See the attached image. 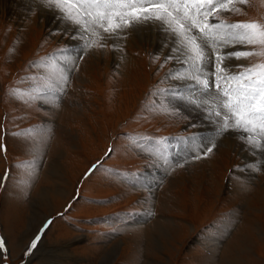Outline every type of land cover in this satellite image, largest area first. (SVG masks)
I'll return each instance as SVG.
<instances>
[{"label": "rangeland", "instance_id": "rangeland-1", "mask_svg": "<svg viewBox=\"0 0 264 264\" xmlns=\"http://www.w3.org/2000/svg\"><path fill=\"white\" fill-rule=\"evenodd\" d=\"M38 3L0 0V264H264V154L190 104L164 110L182 70L164 63L165 34L84 51ZM245 7L233 22L264 23V0ZM50 58L76 60L59 100L9 96L58 79L32 66Z\"/></svg>", "mask_w": 264, "mask_h": 264}, {"label": "snow or ice", "instance_id": "snow-or-ice-1", "mask_svg": "<svg viewBox=\"0 0 264 264\" xmlns=\"http://www.w3.org/2000/svg\"><path fill=\"white\" fill-rule=\"evenodd\" d=\"M39 3L56 12L57 18L72 28V38L83 42L84 51L107 48L110 39L113 47H117L116 41L137 27L152 26L163 32L165 46L169 47L164 63L172 61L182 69H169L166 74V80L180 84H172L162 93L168 104L164 110H175L172 101L190 104L207 114L216 126L217 135L232 129L239 133L249 151L264 154V23L231 20L232 16L247 11L248 0H39ZM223 48L232 51L221 53ZM68 50L66 47L60 52ZM159 56L156 54L154 59ZM231 60L243 62L235 64ZM75 63L74 58H66L60 64L52 58L33 62L35 67H55L59 78L27 77L32 81L29 88H13L8 94L25 104L59 100ZM212 147L214 141L210 139L204 151L211 152ZM5 246L6 242L0 239V249Z\"/></svg>", "mask_w": 264, "mask_h": 264}, {"label": "bare ground", "instance_id": "bare-ground-1", "mask_svg": "<svg viewBox=\"0 0 264 264\" xmlns=\"http://www.w3.org/2000/svg\"><path fill=\"white\" fill-rule=\"evenodd\" d=\"M38 2H39V0H38ZM38 4H39V3H38ZM12 6H13V5H12ZM10 8H11V7H10ZM37 9H38V8H37ZM4 10H5V7L0 6V11L3 12ZM6 10H7V9H6ZM38 11H39V10H38ZM39 12H40V11H39ZM50 12H51V11H50ZM53 13H56V12H53ZM48 14H49V13H48ZM53 15H54V14H53ZM49 16H50V15H49ZM54 16H55V15H54ZM54 16H53V17H54ZM45 19L47 20L46 17H45ZM58 20H60V19H58ZM44 21H45V20H44ZM55 21H56V20H55ZM47 23L49 24V21H48ZM56 23H57V22H56ZM59 26H60V24H59ZM61 26H62V25H61ZM61 26H60V27H61ZM64 26H65V24H64ZM52 28H53V27H52ZM70 28H71V27H70ZM147 28H148V27H147ZM62 29H63V28H62ZM67 29H68V28H67ZM71 29H72V28H71ZM135 29H136V28H135ZM137 29H138V28H137ZM69 30H70V29H69ZM129 31H130V30H129ZM144 31H145V30H144ZM155 31H156V30H155ZM155 31H154V32H155ZM145 32H147V31H145ZM145 32H144V33H145ZM142 34H143V33H142ZM157 35H158V34H157ZM151 36H152V35H151ZM165 37H166V36H165ZM149 38H150V37H149ZM158 38H159V37H158ZM147 39H148V37H147ZM164 40H166V39H164ZM138 41H139V40H138ZM143 41H144V40H143ZM149 41H150V40H149ZM117 42H119V41H117ZM155 42H156V41H155ZM71 43H72V42H71ZM121 43H122V42H121ZM144 44H145V42H144ZM156 44H158V43H156ZM156 44H155V45H156ZM163 47H164V46H163ZM78 48H79V47H78ZM78 48H77V49H78ZM80 48H82V47H80ZM160 49H161V48H160ZM80 50H81V49H80ZM157 50H158V49H157ZM167 50H169V49H167ZM164 51H165V49H164ZM163 54H164V53H163ZM76 55H77V54H76ZM179 68H180V67H179ZM181 88H183V87H181ZM192 107H193V106H192ZM191 109H193V108H191ZM188 112H189V111H188ZM192 112H193V111H192ZM194 112H195V111H194ZM192 114H193V113H192ZM202 114H203V113H202ZM205 114H206V113H205ZM190 115H191V114H190ZM194 115H195V114H194ZM197 115H198V114H197ZM199 116H200V115H199ZM192 118H193V117H192ZM197 119H198V118H197ZM200 127H201V126H200ZM202 127H203V126H202ZM195 129H196V128H195ZM209 129H210V128H209ZM198 131H199V130H198ZM199 132H200V131H199ZM201 133H202V132H201ZM225 133H226V132H225ZM199 134H200V133H199ZM216 135H217V134H216ZM198 136H199V135H198ZM201 136H202V135H201ZM203 137H204V136H203ZM198 138H199V137H198ZM221 138H222V137H221ZM202 139H203V138H202ZM200 140H201V139H200ZM207 140H208V139H207ZM201 143H202V142H201ZM190 149H191V148H190ZM201 151H202V150H201ZM245 154H246V153H245ZM199 155H200V154H199ZM194 156H195V153H194ZM173 157H174V156H173ZM176 160H177V159H176ZM177 161H178V160H177ZM252 219H253V218H252ZM62 248H63V247H62ZM63 253H64L63 255H66V252H63ZM52 255H53V254H52ZM52 255H51V257H52ZM57 255H58V254H57ZM67 255H68V254H67ZM47 256H48V255H47ZM49 256H50V254H49ZM49 256H48V257H49ZM48 257H47V258H48ZM47 258H46V259H47ZM52 258H53V257H52ZM58 258H59V257H58ZM65 258H66V257H65ZM65 258H64V259H65ZM54 259H55V258H54ZM69 259H70V258H69ZM62 260H63V259H62ZM48 261H49V258H48ZM57 262H59V261H57ZM50 263H51V262H50ZM50 263H49V264H50ZM61 263H62V262H61ZM66 264H67V263H66Z\"/></svg>", "mask_w": 264, "mask_h": 264}]
</instances>
